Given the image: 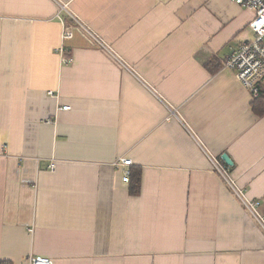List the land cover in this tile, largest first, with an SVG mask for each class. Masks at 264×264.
<instances>
[{"label": "crops", "instance_id": "0c3cea01", "mask_svg": "<svg viewBox=\"0 0 264 264\" xmlns=\"http://www.w3.org/2000/svg\"><path fill=\"white\" fill-rule=\"evenodd\" d=\"M60 5L109 50L64 43ZM253 18L234 0H0V264H264L236 193L264 214V83L254 100L224 68Z\"/></svg>", "mask_w": 264, "mask_h": 264}, {"label": "built area", "instance_id": "2783aa9c", "mask_svg": "<svg viewBox=\"0 0 264 264\" xmlns=\"http://www.w3.org/2000/svg\"><path fill=\"white\" fill-rule=\"evenodd\" d=\"M234 2L239 7L247 9L254 14V18L249 24V29L253 34V38L243 42L237 49L232 51L224 63V68L234 70L237 73L238 80L249 90L253 99L256 100L261 96V85L264 83V0H234ZM64 11H67L75 22L73 25H64L62 35L64 43L71 41L75 33L79 31L90 39L91 42L98 44L100 48L109 50V48L97 38V35L68 11L67 5H60V11L57 17L61 16ZM64 109L69 110L70 107H65ZM211 161L220 176L229 185L235 187L227 167L220 164L214 158H212ZM116 165L127 168L123 181L128 183L131 176L129 167L132 165V160L130 158H122ZM51 168H53V166H51ZM236 193L242 199L250 215L264 230V214L259 212L260 202L246 199L240 189H237ZM30 264H53V262L49 258L34 257L30 259Z\"/></svg>", "mask_w": 264, "mask_h": 264}, {"label": "trees", "instance_id": "16d2710c", "mask_svg": "<svg viewBox=\"0 0 264 264\" xmlns=\"http://www.w3.org/2000/svg\"><path fill=\"white\" fill-rule=\"evenodd\" d=\"M263 105L264 102L262 101V99H259L254 103V110L258 112V114L260 115L263 114V108H262ZM130 181L132 184L131 191L133 193H137L140 190V186H141V172L138 170L133 171Z\"/></svg>", "mask_w": 264, "mask_h": 264}, {"label": "water", "instance_id": "95a60500", "mask_svg": "<svg viewBox=\"0 0 264 264\" xmlns=\"http://www.w3.org/2000/svg\"><path fill=\"white\" fill-rule=\"evenodd\" d=\"M222 159L225 161V163L227 165H229V166H232L233 165L231 159L227 155H224Z\"/></svg>", "mask_w": 264, "mask_h": 264}]
</instances>
